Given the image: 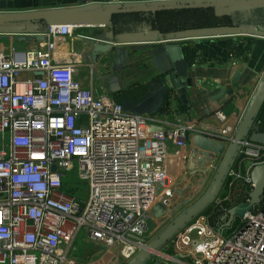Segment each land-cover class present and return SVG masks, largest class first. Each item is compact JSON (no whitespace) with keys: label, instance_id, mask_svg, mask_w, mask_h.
Listing matches in <instances>:
<instances>
[{"label":"built area","instance_id":"1","mask_svg":"<svg viewBox=\"0 0 264 264\" xmlns=\"http://www.w3.org/2000/svg\"><path fill=\"white\" fill-rule=\"evenodd\" d=\"M69 34V25H48L43 49L18 60L0 52V264L71 263L66 255L80 230L105 247L118 245L124 259L150 250L154 206L163 205V224L175 216L171 200L188 169L187 138L198 134L223 146L221 155L205 156L204 187L243 117L228 129L219 109V126L204 128L126 112L106 94L79 87L76 56L54 62L57 40ZM28 71L40 73L21 77ZM254 117L211 199L217 216L210 223L211 211L197 213L169 237L192 264H264V192L234 231L222 232L228 210L250 202L252 166L264 163V143L248 138L264 132ZM69 173L87 184L85 198L64 189Z\"/></svg>","mask_w":264,"mask_h":264},{"label":"crops","instance_id":"2","mask_svg":"<svg viewBox=\"0 0 264 264\" xmlns=\"http://www.w3.org/2000/svg\"><path fill=\"white\" fill-rule=\"evenodd\" d=\"M88 1L95 3L82 6L80 0H0V16L101 8L114 4L123 7L202 0ZM228 10L239 11L244 16L261 11L263 18L252 17V22L246 27L264 32V4L228 7ZM1 24L22 26L20 29L0 31V52L6 58L18 60L27 51L43 49L42 33L48 26L44 20ZM70 28L71 34L58 39L55 44L54 62L67 64L71 62L72 56H76L81 63L73 67L72 78L80 88L91 90L94 94H106L124 111L151 119L179 120L198 127L215 128L219 124L214 112L222 109L226 114V128H234L244 115L264 74V33H210L182 39L172 38L171 32H163L160 33L163 35L162 40L157 37L155 40L122 41L121 34H114L108 22L105 26ZM185 29L187 28L180 30ZM169 50L173 51L175 58H179L177 62L170 59ZM39 73L28 71L21 77H32ZM190 145L193 148L191 136L186 140L187 154ZM169 161L167 167H170ZM221 162L222 159L204 187L201 184L199 187L198 184L207 175L204 172L192 173L187 169L178 178L174 185L176 193L171 200V207L176 210L174 217L179 215L180 218L205 195V189L210 185ZM198 173L200 177L197 182L187 188L188 194L184 198L180 197L181 177ZM191 199L195 201L188 202ZM188 203L190 205L186 207ZM164 222L165 219L161 216L150 219L149 245L171 226L159 230L165 226ZM171 242L169 238L150 252L143 264H192L191 259L174 249ZM142 253L124 259L119 254L118 245L105 247L102 243L89 240L82 230L68 248L66 258L71 263L65 261L64 264H133Z\"/></svg>","mask_w":264,"mask_h":264},{"label":"water","instance_id":"3","mask_svg":"<svg viewBox=\"0 0 264 264\" xmlns=\"http://www.w3.org/2000/svg\"><path fill=\"white\" fill-rule=\"evenodd\" d=\"M159 1H176V0H159ZM188 1V0H184ZM264 4V0H202L196 2H166L162 4H150L142 6H117L112 5L110 7L101 8H90V9H78V10H67V11H56L46 13H34V14H22V15H10L0 16V31L20 29L22 26L13 25L5 26L1 23L6 22H17L25 21L30 22L32 20H44L48 25H70V26H105L113 15L116 14H130L139 12H157L163 10L172 9H191V8H215V7H236V6H247V5H261ZM212 34H230V33H241V34H252L261 35L264 32L256 29H251L246 26L239 28L219 27V28H207V27H196L188 28L185 30L176 31L170 36L172 38H192L201 37ZM162 40V34H123L120 36L122 41H140V40H155L156 38ZM170 59L175 63L178 61V57H174L172 50H169ZM264 98V74L256 88V91L249 103L240 123L238 124L233 141L228 146L220 164L219 169L214 177L208 192L199 199L194 205H192L184 214L180 216L171 226L159 236L152 244H150V250L144 251L141 256L133 264H143V260L147 258L150 252L156 250L162 243L181 226H183L188 220H190L196 213L200 211L207 203L211 201L215 195L224 173L233 157L238 141L245 135L248 130L249 124L253 119L255 112L257 111L261 101ZM249 140L252 142L264 143V132L254 131L250 133ZM191 143L193 150L189 153L188 166L187 168L192 172H199L203 170L204 162L206 161L205 156L222 154V144L206 138L204 136L195 134L191 137ZM199 149V150H198ZM198 159H196V156ZM54 170V167H52ZM250 178L255 184L254 189L250 193V202L244 204L242 208L244 210L251 208L253 204L259 203L260 196L264 192V163L256 164L252 166L250 170ZM240 207H232L228 210V219L224 224V227L229 226L231 221ZM243 210V211H244ZM163 213V205L154 206V217H160Z\"/></svg>","mask_w":264,"mask_h":264},{"label":"trees","instance_id":"4","mask_svg":"<svg viewBox=\"0 0 264 264\" xmlns=\"http://www.w3.org/2000/svg\"><path fill=\"white\" fill-rule=\"evenodd\" d=\"M252 17L263 18V14L261 11H256L244 16L239 11H229L228 7L172 9L157 12L116 14L110 18L108 25L114 34H156L158 32L174 33L178 29L201 26H247L252 22ZM254 118L259 122V128L264 130V99L261 101ZM243 205L236 204L235 207ZM210 209L211 201L202 207L198 214L210 212ZM216 216V211L211 214L212 219ZM234 229L235 227H231V231H234Z\"/></svg>","mask_w":264,"mask_h":264},{"label":"rangeland","instance_id":"5","mask_svg":"<svg viewBox=\"0 0 264 264\" xmlns=\"http://www.w3.org/2000/svg\"><path fill=\"white\" fill-rule=\"evenodd\" d=\"M192 150H193L192 149V146L190 145V147H189V153H191ZM188 163H189V161H187V166H188ZM219 167H220V165H219ZM216 173H215V175H216ZM215 175H214V177H215ZM199 177H200V174L199 173L198 174H193V175L192 174H186V175H184V176L181 177L180 182H179V188L181 190L180 197L184 198L185 195L188 194V189L187 188L189 186H191V185H194L197 182V179ZM214 177L212 178L210 185L205 189L206 192L204 194H206L208 192V190L210 189L211 184H212V182L214 180ZM64 187H65L66 190L71 191V192H73L75 190L74 192H76L80 198H85V196L87 195V184L85 182L80 181L79 179H77L76 175H74L73 173H69L65 177ZM172 199H174V197ZM193 201H195V200H193ZM193 201L191 199L188 202L191 203ZM190 203H188V205L186 207H188L190 205ZM239 207L240 208L238 209V213L235 214L234 218L231 221V225L229 227L226 226L225 228H223V230H222L223 233L226 234L227 232H229V228L230 227H236V225L239 223L240 216H241V214L243 213V210H244L242 208V206H239ZM215 211L216 210L211 211V214H213ZM208 213H210V212L209 211L208 212H204L203 214L204 215H207ZM196 214L194 216H196ZM178 217H179V215H177L176 217L171 218L167 223H165V226H162V228H160L159 230L162 231L163 229L168 228ZM211 218L212 217L208 216V219H209V222L210 223H211V221H213V220H211ZM80 231H82V230H80ZM80 231L78 232V234L80 233Z\"/></svg>","mask_w":264,"mask_h":264}]
</instances>
